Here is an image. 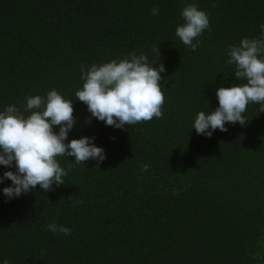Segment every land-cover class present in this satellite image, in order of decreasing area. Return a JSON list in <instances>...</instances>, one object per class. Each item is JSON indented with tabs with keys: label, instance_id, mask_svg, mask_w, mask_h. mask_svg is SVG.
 <instances>
[{
	"label": "trees",
	"instance_id": "obj_1",
	"mask_svg": "<svg viewBox=\"0 0 264 264\" xmlns=\"http://www.w3.org/2000/svg\"><path fill=\"white\" fill-rule=\"evenodd\" d=\"M190 2L210 22L196 50L175 36ZM262 23L264 0H0V110H23L26 96L54 88L74 100L68 138L94 136L106 154L99 164L58 157L64 184L0 194V260L264 264V112L250 104L245 125L211 137L191 129L198 111L217 105L216 88L239 83L228 46L258 36ZM130 53L164 64L163 114L114 128L74 93L82 65ZM52 222L70 233L49 231Z\"/></svg>",
	"mask_w": 264,
	"mask_h": 264
},
{
	"label": "clouds",
	"instance_id": "obj_2",
	"mask_svg": "<svg viewBox=\"0 0 264 264\" xmlns=\"http://www.w3.org/2000/svg\"><path fill=\"white\" fill-rule=\"evenodd\" d=\"M158 12V7L151 9L153 15ZM180 16L183 23L176 25L175 36L196 50L201 43L198 37L209 28L208 13L190 2L180 10ZM259 30L258 36L242 37L228 46L226 63L233 66L231 73L239 83L216 88L217 105L194 116L191 129L197 134L211 137L217 129L227 131V124L245 125L250 104L258 106L257 112H264V23ZM153 51L159 56L158 48ZM154 62L144 53H130L118 60L82 65V85L74 93L75 100L86 104L90 118L114 128L160 118L165 100L160 81L165 66H153ZM24 99L23 110L15 104L0 110V166L6 169L0 175V183L11 181L0 188L6 199L19 197L37 185L48 190L54 184H64L68 170L61 166L58 157H74L72 162L76 164L93 159L99 164L106 155L103 147L94 142V136L68 138L76 122L74 100L54 88L44 96L28 95ZM148 167L144 164L142 170ZM47 228L65 235L71 231L55 222ZM0 264L9 261L3 259Z\"/></svg>",
	"mask_w": 264,
	"mask_h": 264
}]
</instances>
